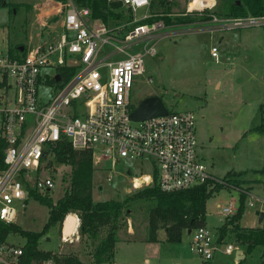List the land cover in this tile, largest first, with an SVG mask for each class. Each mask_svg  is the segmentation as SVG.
<instances>
[{"label": "built area", "instance_id": "built-area-1", "mask_svg": "<svg viewBox=\"0 0 264 264\" xmlns=\"http://www.w3.org/2000/svg\"><path fill=\"white\" fill-rule=\"evenodd\" d=\"M118 1L121 3L118 11L128 10L130 19L106 24L90 18L89 8L75 0H43L34 15L39 19L31 24L28 40L20 45L21 49L11 55L7 51L0 53V139L4 142L0 167L1 221L14 223L17 215L25 211L28 188L52 189V179L41 175V171L47 169L52 148L61 138L74 149L88 150L93 167L109 161V170H114L119 158H138L140 164L145 158L150 172L131 175L133 189L151 184L153 173L159 189L166 192L208 180L224 184L208 174L196 155L191 111H167L140 121L129 118L131 77L143 72V58L153 56L155 48L144 43L138 50L128 49L154 38L163 22L149 13L150 0ZM191 1L187 2L186 12L209 10L214 5L212 1L209 6L189 9ZM44 3L50 6L44 8ZM139 9L142 14L137 16ZM48 13L54 17L58 30L43 34L46 24L40 19ZM208 16L206 22L213 27L264 25V14ZM209 54L218 59L215 46L210 47ZM66 66L75 67V71L58 84L57 68ZM44 88L45 99L40 95ZM233 211L231 203L220 208L223 216ZM74 216L78 225V217ZM72 235L60 233L59 239L62 242L77 239L76 229ZM188 237L190 251L203 263L213 258L218 244L224 243L220 250L224 255L238 249L232 243L218 241L217 235L205 225L190 229ZM0 253L16 260L21 246L3 242Z\"/></svg>", "mask_w": 264, "mask_h": 264}, {"label": "rangeland", "instance_id": "rangeland-1", "mask_svg": "<svg viewBox=\"0 0 264 264\" xmlns=\"http://www.w3.org/2000/svg\"><path fill=\"white\" fill-rule=\"evenodd\" d=\"M42 2L0 0V53H5L8 47L25 44L31 24L39 19L34 15ZM187 2L165 0L162 8H168L169 12H160L161 7H153L151 11L159 12L156 18L163 20V27L156 30L154 38L128 49L138 50L144 43L155 48L153 56H144L143 72L131 77V109L144 97L154 95L160 98L168 112L189 110L193 113L196 155L212 178L224 182L223 187L212 192L205 202L204 224L211 233L218 234V227L224 219L220 214L222 206L231 203L236 209L239 192L245 195L239 225L264 227V215L258 220L259 214H264V130L258 128L263 117L259 107L264 110V25L229 29L213 27L208 21L198 20V17L208 15L202 10L186 12ZM48 4L44 8H48ZM221 5L222 0H217L213 9L217 16L223 17ZM149 13L154 18L155 13ZM136 14L140 16L142 9ZM41 18L40 21L46 24L42 28L43 34L58 30L52 14H44ZM211 46L217 49V60L209 54ZM40 95L46 98V88ZM139 161L138 158H119L114 170H109V161L93 167V200H122L131 194L134 189L130 186V176L148 174L151 168L145 158L141 164ZM50 162L41 175L52 179L53 187L49 194L55 200L68 185L63 177L69 167L53 159ZM228 180H237V184ZM129 208L126 228L119 232L118 237L143 238L148 206L143 201H134ZM46 218L47 208L30 200L14 223L23 229L39 231ZM128 227L132 229L130 236L126 235ZM157 233L164 237L163 229ZM23 240L17 234H9L4 242L21 246ZM86 242L83 239L80 246ZM188 242L187 234H183L179 242L162 240L155 245L157 249L159 247L155 257L149 249L141 248L144 243H137V249L130 253L128 258L131 261L127 264H202L199 257L190 251ZM222 242L237 246L231 230L226 232ZM59 244L58 227L54 224L38 238L37 248L53 250ZM223 245L218 244L209 264L260 263V246L249 252L243 251L244 258L235 260L234 253L224 255L220 252ZM88 248L91 249V245ZM121 250L118 248L117 253L122 254ZM142 256L149 258L148 263L143 262ZM120 258L127 257L123 254ZM0 264H15V259L0 253Z\"/></svg>", "mask_w": 264, "mask_h": 264}, {"label": "trees", "instance_id": "trees-1", "mask_svg": "<svg viewBox=\"0 0 264 264\" xmlns=\"http://www.w3.org/2000/svg\"><path fill=\"white\" fill-rule=\"evenodd\" d=\"M78 5H85L90 10V18L98 19L104 23H119L130 19L128 10L118 9L121 3L118 0H75ZM165 0H150L149 11L157 16L159 12H153V7H161L160 12H169L168 8H162ZM217 0L214 2L216 6ZM50 4H48L49 7ZM222 14L227 17L264 14V0H222ZM202 13H217L215 9L202 10ZM153 15V14H152ZM208 15L198 17V20L206 21ZM163 19V18H162ZM195 19V18H194ZM183 19V21H191ZM163 21V20H162ZM167 22V21H166ZM20 45L7 48L11 55L18 50ZM75 71V67H58L59 83L65 82ZM261 123L258 128L264 130V110ZM4 142L0 139V167H3ZM52 159L56 163L69 167L68 173L63 177L68 185L62 194L55 200L49 191H38L28 188L26 202L33 200L47 208V218L39 231L23 229L15 223H5L0 220V243H3L9 234H17L24 238L21 245V254L16 258L15 264H84L76 254L55 253L50 250L37 248L38 238L52 225L60 223L68 213H74L78 217L77 235L81 243L88 241L91 245L89 251L91 261L94 264L110 262L113 255L118 234L126 228L129 218L128 210L134 201H143L147 204L146 234L147 242L157 241V232L163 229L166 242H179L186 234L187 229L205 225V202L212 192L223 187L222 183L208 180L202 184L185 189L173 191H161L157 185L156 175L153 173L151 184L136 188L123 198L93 200L92 175L93 166L90 152L86 149H74L70 143L61 138L52 148ZM51 161V160H50ZM48 161L49 166L51 162ZM237 184V180H228ZM227 181V182H228ZM245 195L238 193V204L235 212L230 216H224L218 227L217 240L222 241L226 232L234 233V241L237 246L249 252L255 246H260L259 264H264V227H242L239 225L244 208ZM91 241V242H89ZM91 243V244H90ZM85 245V244H84ZM49 261V263H46Z\"/></svg>", "mask_w": 264, "mask_h": 264}, {"label": "crops", "instance_id": "crops-1", "mask_svg": "<svg viewBox=\"0 0 264 264\" xmlns=\"http://www.w3.org/2000/svg\"><path fill=\"white\" fill-rule=\"evenodd\" d=\"M210 4H206V6H209ZM69 217L72 219V224L70 226L69 231H66L65 228L67 226V223H68L67 221H68ZM56 226L58 227L59 236H60V233H62L64 235H67L69 237L73 236L72 234L74 233V230L77 228L74 214L73 213H68L63 218V220L60 223H56ZM131 233H132V229H131V227H128V229H126V235L130 236ZM159 237L160 236H157V241L156 242H147V241L144 240V236H143V238H140V239H135V238L121 239V238H119L118 241L114 245L113 255H112V259H111L110 263L111 264H117L118 262H121V264H123V263L124 264H127L129 261H131L128 258V256L130 255V253L132 251H134V250L137 249V248H135V247H137V246H135L137 243H140V244L141 243H144V245L141 248L143 250L146 249V248L149 249L151 251V253L154 255V257H155L156 256V253H157V251L159 249V247L157 249V246H155V245H157L158 242H161L162 240H165L164 237H160V238ZM59 241H60V239H59ZM23 243H24V240H23L22 244ZM37 244H38V242H37ZM80 244H81V242L79 241V239L77 237V239H73L71 242H62V241H60V244L57 246L56 249H53V250H50L49 249V250L52 251V252H55V253H62V254L73 253V254H76L78 256V258L84 264L92 262L91 261L90 254H89L90 248H88L89 247L88 241L82 247L80 246ZM151 245H153V246L150 247ZM118 248H121L122 249L121 250L123 252L122 254H118L117 253ZM38 249L39 250H44V249H41V248H38ZM238 249L240 250V253H239V255L236 254V256H235V252H234V259L235 258H237V259L244 258V252H243L244 249H241V248H238ZM158 253H159V251H158ZM123 254L127 258L121 259L120 257H122ZM142 260H143L144 263H148L149 258L147 256H142ZM100 264H104V263H100ZM207 264H209V263L207 262Z\"/></svg>", "mask_w": 264, "mask_h": 264}, {"label": "water", "instance_id": "water-1", "mask_svg": "<svg viewBox=\"0 0 264 264\" xmlns=\"http://www.w3.org/2000/svg\"><path fill=\"white\" fill-rule=\"evenodd\" d=\"M21 49V47H19ZM55 80H58V76H55ZM167 113V109L163 102L159 97L150 95L144 97L139 103L132 109L129 114V118L133 121H140L143 119H148L155 116H161ZM263 213L261 212L258 216V220L260 221L263 217ZM72 224V219L69 217L67 226L65 228L66 231H69L70 226ZM190 229L186 230V234L189 235ZM239 252L238 249L235 250V256ZM236 260H239L235 258Z\"/></svg>", "mask_w": 264, "mask_h": 264}, {"label": "bare ground", "instance_id": "bare-ground-1", "mask_svg": "<svg viewBox=\"0 0 264 264\" xmlns=\"http://www.w3.org/2000/svg\"><path fill=\"white\" fill-rule=\"evenodd\" d=\"M213 1V0H212ZM211 0H192L189 5L188 8H194V7H199L202 6L203 4H210L212 2ZM199 2V3H198ZM197 3V4H196ZM68 222V221H67Z\"/></svg>", "mask_w": 264, "mask_h": 264}]
</instances>
